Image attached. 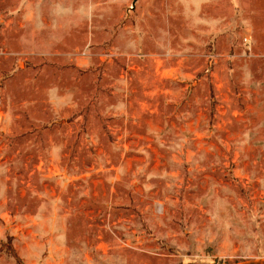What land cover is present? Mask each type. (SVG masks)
Returning a JSON list of instances; mask_svg holds the SVG:
<instances>
[{
    "label": "rangeland",
    "instance_id": "obj_1",
    "mask_svg": "<svg viewBox=\"0 0 264 264\" xmlns=\"http://www.w3.org/2000/svg\"><path fill=\"white\" fill-rule=\"evenodd\" d=\"M0 0V264L264 257V0Z\"/></svg>",
    "mask_w": 264,
    "mask_h": 264
},
{
    "label": "crops",
    "instance_id": "obj_2",
    "mask_svg": "<svg viewBox=\"0 0 264 264\" xmlns=\"http://www.w3.org/2000/svg\"><path fill=\"white\" fill-rule=\"evenodd\" d=\"M231 264H264V257H257L250 260L235 261Z\"/></svg>",
    "mask_w": 264,
    "mask_h": 264
},
{
    "label": "water",
    "instance_id": "obj_3",
    "mask_svg": "<svg viewBox=\"0 0 264 264\" xmlns=\"http://www.w3.org/2000/svg\"><path fill=\"white\" fill-rule=\"evenodd\" d=\"M136 1H137V0H134V2H133L134 5L136 4Z\"/></svg>",
    "mask_w": 264,
    "mask_h": 264
}]
</instances>
